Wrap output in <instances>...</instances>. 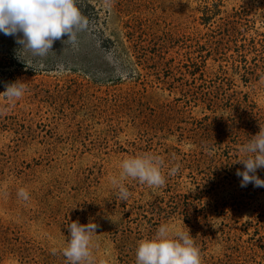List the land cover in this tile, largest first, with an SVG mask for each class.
I'll list each match as a JSON object with an SVG mask.
<instances>
[{"label": "rangeland", "instance_id": "rangeland-1", "mask_svg": "<svg viewBox=\"0 0 264 264\" xmlns=\"http://www.w3.org/2000/svg\"><path fill=\"white\" fill-rule=\"evenodd\" d=\"M77 7L75 45L34 54L0 32V92L26 87L0 94V264H68L66 225L90 220L96 264H136L162 224L189 230L201 264H264V187H241L235 162L264 128V0ZM144 154L165 184L127 178L120 201L111 179Z\"/></svg>", "mask_w": 264, "mask_h": 264}, {"label": "clouds", "instance_id": "clouds-1", "mask_svg": "<svg viewBox=\"0 0 264 264\" xmlns=\"http://www.w3.org/2000/svg\"><path fill=\"white\" fill-rule=\"evenodd\" d=\"M87 24L88 21L77 7V0H0V32L15 37L20 49L34 54L43 55L52 50L56 40L75 45L78 32L86 28ZM64 36H67V40H63ZM25 92V84L18 80L6 84L0 94L14 103ZM240 151L246 154L235 161L244 165L242 170L236 171V175L242 178L240 186L252 184L254 187H264V179L257 175L258 169H264V128L260 127ZM163 163L159 157L151 154L124 159L120 178L111 179L112 185L118 188L119 200L127 202L130 196L123 183L127 178L138 180L150 188L163 186ZM178 171L179 166H173L168 175H175ZM17 195L25 201L29 199V193L23 188L18 190ZM66 227L70 239L62 253L68 264H96L91 243L98 224L92 220L87 224L72 221ZM55 251L53 249V253ZM135 260L136 264H201V254L189 230L173 231L168 225L162 224L154 237L138 242ZM100 264H104V261H100Z\"/></svg>", "mask_w": 264, "mask_h": 264}]
</instances>
